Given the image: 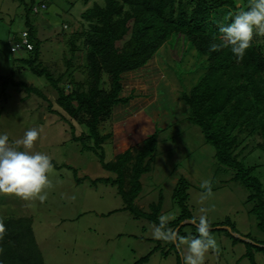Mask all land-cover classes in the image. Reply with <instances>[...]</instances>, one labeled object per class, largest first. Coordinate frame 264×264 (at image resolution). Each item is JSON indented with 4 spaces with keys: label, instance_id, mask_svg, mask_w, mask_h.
Instances as JSON below:
<instances>
[{
    "label": "rangeland",
    "instance_id": "rangeland-1",
    "mask_svg": "<svg viewBox=\"0 0 264 264\" xmlns=\"http://www.w3.org/2000/svg\"><path fill=\"white\" fill-rule=\"evenodd\" d=\"M94 2L103 4V0H0V74L11 77L6 87L0 82V133H6L11 144L21 139L27 130L36 128L40 134L30 151L47 154L53 164L49 174L52 186L45 189V201L0 193V215L30 218L44 264H134L148 253L151 254L149 258L139 264H183L182 252L176 246L153 238L157 224L136 218L127 211L107 214L121 208L122 199L116 186L93 182L103 177L115 178L116 174L102 168L97 156L86 150L81 141L73 139V135L79 136L84 129L78 123L80 119L66 114L56 103L57 93L47 80L24 66L20 59L27 53L23 50L10 52L9 43L18 39L29 24L33 41L39 42L37 62L40 66L57 76L66 71V61L70 59L73 78L87 86L84 82L91 78L86 68V48L82 39H78L75 43L78 48L71 54L69 39L72 33L87 28L81 13ZM41 3L45 7L39 8L38 13L26 15V6L39 7ZM170 47H161L162 56L156 57L159 68L166 69L161 78L151 81L135 76V80L140 81L138 89H150V93L147 99H137L145 104L140 110H131L127 117L129 122H118L112 114L101 119L100 134H110L102 143L104 159L114 162L127 148H131L134 155V150L142 147L143 140L154 127L161 128L152 170L140 178L141 190L134 200L136 207L148 211L161 192L163 204L159 216L174 215L177 218L183 208L171 196L177 180L184 177L189 183L185 201L188 214L197 220L200 215H207L210 234L218 244L216 250L208 251L204 264H250L244 255L248 246L244 241L249 240L246 235L264 243V230L259 228L256 216L249 212L253 203L246 201L249 191L243 182L232 178L235 171L219 170L213 148L204 142L200 128L184 119L186 107L180 99L182 86L176 75L177 68L199 69L194 71L196 74L184 72L186 79L182 81L188 89L192 83L190 78L199 76L203 69L194 58L193 50L180 61L183 45L178 44L176 51ZM68 81L69 77L65 76L60 84ZM15 82L34 86L46 99L27 92ZM102 87L107 88L108 84ZM69 89V86L65 87L66 91ZM131 92L132 87L124 84L119 95L136 101L129 95ZM78 117L82 121L87 118L81 111ZM70 123L74 127L73 133ZM120 132L128 133L130 137L124 143L122 141L123 144L116 136ZM261 141L257 135L247 139L242 155L246 166L257 165L253 174L264 189V151L256 148ZM132 165L130 161L127 170ZM75 177L80 178L79 181ZM204 180L211 181V195H206L200 187ZM191 221L183 220L175 228H181V236L198 234ZM228 225L233 226V231ZM181 248L186 254V245ZM255 249L252 251L256 264H264V251L255 252Z\"/></svg>",
    "mask_w": 264,
    "mask_h": 264
},
{
    "label": "trees",
    "instance_id": "trees-1",
    "mask_svg": "<svg viewBox=\"0 0 264 264\" xmlns=\"http://www.w3.org/2000/svg\"><path fill=\"white\" fill-rule=\"evenodd\" d=\"M248 3L249 0L94 2L81 13V18L88 24L87 28L72 33L69 39L71 54L78 48L75 45L78 39H82V45L86 48V68L90 71L91 78L84 82L87 86L73 78L70 59L66 61V71L57 76L41 67L37 62L39 42L33 41L32 28L29 24L26 25L33 49L23 50L27 56L20 61L32 73L47 80L57 93L56 103L66 114L80 119L78 123L84 129L79 136L72 134L73 139L81 141L86 150L93 152L102 168L116 174L115 178L103 177L93 182L116 186L122 199L123 206L107 214L122 210L136 218H143L157 225L159 223L163 204L161 192L157 202L149 205L148 211L137 208L134 200L141 190V176L152 170L158 132L162 129L154 127L153 132L143 140L142 147L134 150V155L132 149L127 148L111 162L105 161L102 147L110 134H100L98 125L101 119L112 114L116 104L128 102L129 97L119 95L125 72L155 62L157 56H162L159 52L161 47L169 45L171 50L176 51L181 43L184 49L178 60L182 61L184 55L193 50L194 58L199 60L203 69L199 76L190 78L192 83L188 89L182 81L186 79L184 72L196 74L194 71L199 69L177 68L176 75L182 86L180 99L186 107L184 119L200 128L204 142L213 148V157L219 170L235 171L232 178L243 182L249 191L246 201L253 203L249 212L256 216L259 228L264 230V189L259 178L253 174L257 165L246 166L242 155L246 148L243 143L254 135L262 139L255 147L264 151V36L254 35L243 60L237 61L230 48L223 46L219 32V25L230 23L231 15L241 8H247ZM34 7L36 6H26V15L38 13L34 12ZM167 66L170 68V65ZM65 76L69 77V81L60 84ZM9 77L0 74V82L4 87ZM14 84L46 99L34 86H28L24 82ZM104 84H108V87L103 88ZM67 86L70 88L68 91L65 90ZM80 111L86 115V120L82 121L78 117ZM70 127L73 133L71 123ZM130 161L133 165L127 170ZM75 179L79 181L80 178ZM188 187L189 183L184 177L177 180L171 198L183 210L177 218L170 221V228L175 229L183 220H192L185 207ZM0 221L3 224V230L0 231V264H44L29 217L0 215ZM228 226L233 231V226ZM178 232L180 234L181 228ZM246 237L249 240L244 241L248 245L244 255L248 257L250 264H256L252 249L256 248L255 252L264 251V245H258L264 243L255 241L250 235ZM168 244L175 247L174 244ZM150 255L148 253L134 264L146 261Z\"/></svg>",
    "mask_w": 264,
    "mask_h": 264
},
{
    "label": "clouds",
    "instance_id": "clouds-1",
    "mask_svg": "<svg viewBox=\"0 0 264 264\" xmlns=\"http://www.w3.org/2000/svg\"><path fill=\"white\" fill-rule=\"evenodd\" d=\"M229 19L230 23L219 25V32L223 46L230 48L236 60L241 61L254 35L264 36V0H249L247 8H241ZM39 134L36 128L29 129L21 139L10 144L9 136L0 133V193H14L24 199H39L41 202L47 199L45 189L52 186L49 178L53 171L51 158L45 153L30 151ZM200 187L206 195H211V181H202ZM174 218V215L159 216L153 238L174 244L182 252L183 264H204L208 251L218 248L216 238L210 234L208 216L192 219L198 233L195 236H181L178 230L170 228L168 225ZM182 245L187 247L186 254Z\"/></svg>",
    "mask_w": 264,
    "mask_h": 264
},
{
    "label": "crops",
    "instance_id": "crops-1",
    "mask_svg": "<svg viewBox=\"0 0 264 264\" xmlns=\"http://www.w3.org/2000/svg\"><path fill=\"white\" fill-rule=\"evenodd\" d=\"M165 68H159L157 64V60L155 59V62H152L151 64L144 66L142 68H138L136 70L125 72L122 76V84L129 85L132 87V92L129 95H133V98L136 101L128 100L127 103H118L113 107V118L121 123L129 122L127 120V117L130 113H132L131 110L138 109L140 110L141 107L145 104L142 102H138L137 99H147V95L150 93V89L141 91L138 89V86L140 85V81L135 80V76H141V78H144L146 80L151 81H157L161 76L164 74ZM140 108V109H139ZM128 129V128H127ZM129 133V131H127ZM128 133H118L116 136L120 139V143L123 144L124 140L126 141L127 138H130L127 136ZM123 134H125L126 137H121ZM123 141V143H122Z\"/></svg>",
    "mask_w": 264,
    "mask_h": 264
},
{
    "label": "built area",
    "instance_id": "built-area-1",
    "mask_svg": "<svg viewBox=\"0 0 264 264\" xmlns=\"http://www.w3.org/2000/svg\"><path fill=\"white\" fill-rule=\"evenodd\" d=\"M45 5L42 4L40 8H44ZM39 11V7H34V12ZM14 42L10 43L11 52H16L18 50H27L30 51L33 49V44L29 41L28 33L26 30L22 31L18 39L13 40Z\"/></svg>",
    "mask_w": 264,
    "mask_h": 264
}]
</instances>
